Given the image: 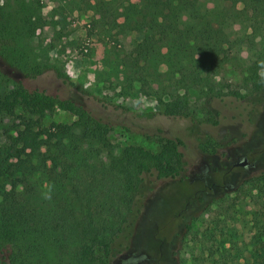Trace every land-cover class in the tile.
I'll return each instance as SVG.
<instances>
[{
	"label": "trees",
	"instance_id": "16d2710c",
	"mask_svg": "<svg viewBox=\"0 0 264 264\" xmlns=\"http://www.w3.org/2000/svg\"><path fill=\"white\" fill-rule=\"evenodd\" d=\"M90 6L127 33L147 32L134 44L128 65L158 88L174 87L162 103L164 114L191 118L199 152L217 153L233 133L222 130L214 102L227 96L245 100L264 89L258 54L264 49V0H90ZM244 51L250 55L243 77L247 94H233L225 91L220 70ZM160 65H166L165 74ZM42 72L37 68L34 74ZM191 95L202 119L195 118ZM57 110L76 120L45 126L31 118ZM0 117L15 124V134L0 147V176L9 182L0 200V264H109L150 199L146 180L190 179L179 137L161 138L157 151L126 146L118 163L112 162L108 125L71 99L29 92L20 84L0 96ZM39 174L48 179V191L40 187ZM256 181H246L238 192L255 191Z\"/></svg>",
	"mask_w": 264,
	"mask_h": 264
},
{
	"label": "rangeland",
	"instance_id": "374dc122",
	"mask_svg": "<svg viewBox=\"0 0 264 264\" xmlns=\"http://www.w3.org/2000/svg\"><path fill=\"white\" fill-rule=\"evenodd\" d=\"M146 34L127 33L103 21L90 0H0V96L21 84L29 92L82 103L108 125L114 163L126 146L157 151L161 138L185 142L190 179L146 180L150 199L118 241L109 264H135L133 259L141 257L143 264H157L161 257L160 264H264V89L245 100L227 96L214 102L222 130L233 134L217 153L201 154L190 135L193 120L164 114L162 103L174 87L165 83L158 88L128 65L134 44ZM263 52L260 46L262 78ZM241 57L223 66L220 79L225 91L246 95L243 77L250 55L244 51ZM37 68L43 72L35 76ZM159 72L165 74L166 65ZM196 97L191 95V107L195 118L202 119ZM31 118L45 126L76 120L61 110ZM14 130L11 119L0 117V147ZM245 158L246 166H233ZM253 179L259 180L255 191L238 192ZM47 180L37 176L44 191ZM8 189L9 182L0 176V200Z\"/></svg>",
	"mask_w": 264,
	"mask_h": 264
},
{
	"label": "flooded vegetation",
	"instance_id": "af4514ba",
	"mask_svg": "<svg viewBox=\"0 0 264 264\" xmlns=\"http://www.w3.org/2000/svg\"><path fill=\"white\" fill-rule=\"evenodd\" d=\"M161 258H162V257H161ZM161 258L158 259V261H157L158 263H157V264H160ZM133 260H134V263H135V264H143V262H146V261H145L146 259H144V257H141L140 259L134 258ZM144 264H145V263H144Z\"/></svg>",
	"mask_w": 264,
	"mask_h": 264
},
{
	"label": "water",
	"instance_id": "95a60500",
	"mask_svg": "<svg viewBox=\"0 0 264 264\" xmlns=\"http://www.w3.org/2000/svg\"><path fill=\"white\" fill-rule=\"evenodd\" d=\"M247 165V159L245 158L244 160H243V162H241V163H236V164H234L233 166L234 167H239V166H246Z\"/></svg>",
	"mask_w": 264,
	"mask_h": 264
}]
</instances>
